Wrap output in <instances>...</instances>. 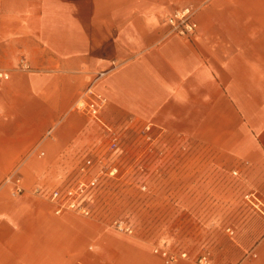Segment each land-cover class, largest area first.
Segmentation results:
<instances>
[{
	"label": "crops",
	"instance_id": "obj_1",
	"mask_svg": "<svg viewBox=\"0 0 264 264\" xmlns=\"http://www.w3.org/2000/svg\"><path fill=\"white\" fill-rule=\"evenodd\" d=\"M187 6L196 32H170L166 16ZM100 69L105 123L130 116L208 147L168 170L165 187L210 193L201 239L173 264L204 250L212 264H264V0H0V264H165L163 242L47 198L104 144L73 108ZM15 169L19 195L4 180Z\"/></svg>",
	"mask_w": 264,
	"mask_h": 264
},
{
	"label": "rangeland",
	"instance_id": "obj_2",
	"mask_svg": "<svg viewBox=\"0 0 264 264\" xmlns=\"http://www.w3.org/2000/svg\"><path fill=\"white\" fill-rule=\"evenodd\" d=\"M121 120L116 124L107 123L120 135L116 153L112 155L106 150L109 136L105 129L104 144L87 153L95 150L105 158H115L121 176L105 180L93 213L82 216L102 221L111 227L113 219L122 218L133 228V232L128 234H147L166 246L189 252L194 247V240L199 241L202 237L201 225L209 220L206 208L209 207L210 193L195 192L193 186L167 188L166 177L168 170L188 166L185 156L208 153V147L192 144L187 140L189 137L181 133L156 128H152L150 134L153 140L149 141L147 132L143 131V125L147 122L130 116ZM77 164L73 163V169H69L62 182L77 178ZM142 183L147 186L144 191L139 188ZM200 203L204 204L203 209L196 207Z\"/></svg>",
	"mask_w": 264,
	"mask_h": 264
},
{
	"label": "built area",
	"instance_id": "obj_3",
	"mask_svg": "<svg viewBox=\"0 0 264 264\" xmlns=\"http://www.w3.org/2000/svg\"><path fill=\"white\" fill-rule=\"evenodd\" d=\"M194 14V9L187 6L166 16L165 22L169 31L183 36L194 34L198 27ZM106 73L107 69H100L89 79L88 85L83 89L73 108L96 120L107 131L109 138L106 150L113 155L119 149L120 135L114 127L101 119V111L107 103V97L97 89L98 82ZM0 77L5 78L7 74L0 70ZM154 127L155 125L150 122L143 125V131L147 132L146 137L149 141L153 140L150 132ZM115 161V158L111 156L105 158L95 150L85 155L82 161L77 164L78 176L76 179L70 182H61L48 191L47 198L54 204V212L72 211L90 216L94 211L93 207L99 198L105 180L107 178L117 179L121 176L119 165ZM4 180L5 183L11 185L12 195L24 192L22 177L17 169L11 171ZM139 188L144 191L147 186L142 183ZM40 190V187H35L33 191L39 192ZM245 198L258 202L257 197L253 194L245 195ZM111 223L118 231L133 232L131 224L122 218L113 219ZM153 251L162 257L165 264H173L180 257L188 255L185 250H176L166 245H155ZM196 260L201 264H212L210 251L204 250Z\"/></svg>",
	"mask_w": 264,
	"mask_h": 264
}]
</instances>
